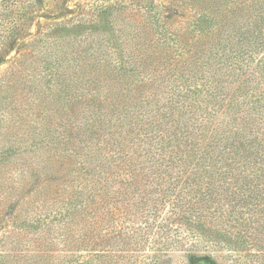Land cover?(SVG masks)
Wrapping results in <instances>:
<instances>
[{
    "label": "trees",
    "instance_id": "obj_1",
    "mask_svg": "<svg viewBox=\"0 0 264 264\" xmlns=\"http://www.w3.org/2000/svg\"><path fill=\"white\" fill-rule=\"evenodd\" d=\"M68 1L0 0V264H264V0Z\"/></svg>",
    "mask_w": 264,
    "mask_h": 264
},
{
    "label": "rangeland",
    "instance_id": "obj_2",
    "mask_svg": "<svg viewBox=\"0 0 264 264\" xmlns=\"http://www.w3.org/2000/svg\"><path fill=\"white\" fill-rule=\"evenodd\" d=\"M132 0H69L67 2V6L69 9H72V10H76V11H79V10H82L83 12H86V16H80V15H77L76 11L73 13V12H67V15L66 16H62V17H65V20H70V22L68 23L69 26L71 27H76V26H79V24H81V22H86L85 24L86 25H90V24H87L89 23L88 20H92V13L94 14H98V10L103 7L104 10H107L108 12L111 11V9H107L109 6L113 7L115 6L116 4L118 5H127V6H124L122 8L119 9V11H117L116 9V13H120L121 15H125L126 18H130V19H133V20H136V19H140L141 17H143L141 15L142 11H139V9H137V2L135 3H132L130 4ZM48 5L50 6H54V2H49L47 3ZM130 4V5H128ZM115 10V9H114ZM56 12H61V10L57 9L55 10ZM40 12V11H39ZM108 17L106 18V21L107 19L113 17V15L110 13H108ZM113 12V10H112ZM38 14H41V13H38ZM95 20L98 19V17H94ZM41 20H43V17L40 18ZM45 19V18H44ZM47 20V19H45ZM49 20H52V19H49ZM82 20V21H81ZM45 23V21H43ZM98 24V23H97ZM104 24V25H103ZM102 27H106L107 29L104 30V34L106 35V40L103 41V44H97L99 48H104L105 44L107 45V39L112 35V34H118V33H121L123 34L124 33V30L120 27V24L118 25H114L113 28H110V25L106 22V24L103 22V20L101 21V24H98ZM101 27V28H102ZM32 28V31L35 32L36 31V26H35V23L31 26ZM59 30V28H58ZM60 34H65V31L63 29L60 28ZM89 47V43L88 44H85L84 45V48H88ZM7 66V64H3V66H1L0 69H4L5 67ZM235 258L233 257H229V258H224V257H217V260L218 262L222 263V264H235L233 262ZM211 262V261H210ZM212 264V263H210Z\"/></svg>",
    "mask_w": 264,
    "mask_h": 264
}]
</instances>
